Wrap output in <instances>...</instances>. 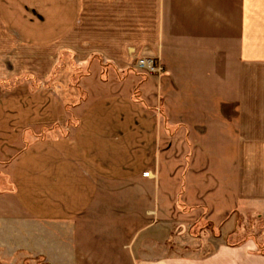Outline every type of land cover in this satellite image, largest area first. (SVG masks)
Returning <instances> with one entry per match:
<instances>
[{
  "label": "crops",
  "instance_id": "obj_1",
  "mask_svg": "<svg viewBox=\"0 0 264 264\" xmlns=\"http://www.w3.org/2000/svg\"><path fill=\"white\" fill-rule=\"evenodd\" d=\"M163 188L219 233L264 217V0H0V260L110 264L98 217L150 228ZM162 237L120 264H162ZM251 249L222 240L202 263L264 264Z\"/></svg>",
  "mask_w": 264,
  "mask_h": 264
},
{
  "label": "rangeland",
  "instance_id": "obj_2",
  "mask_svg": "<svg viewBox=\"0 0 264 264\" xmlns=\"http://www.w3.org/2000/svg\"><path fill=\"white\" fill-rule=\"evenodd\" d=\"M137 60L138 59H136L134 63V68ZM85 69L82 71L75 69L71 79L72 86L77 85V78L79 75L85 74ZM135 70L142 75H146L136 68ZM25 80V78H22L11 82H2V86L3 88L9 89L12 88L13 85L19 84ZM33 85L35 86H32V88L37 89L40 84L36 82V84L33 83ZM114 165L116 166V162ZM128 170L130 172L133 170L134 174H138L141 167ZM118 175L126 178V175H128L127 169L124 171L120 169L118 174H113V178H116ZM131 187L133 186L131 185ZM163 187H165L164 184ZM150 190H153V186L148 184L147 194ZM132 202L131 208L133 206ZM134 202L136 204V201ZM146 210L147 213L152 211L153 214L147 215L146 213L147 225L152 226L145 230H140L144 221L141 217H137V213H129L128 220L125 216L122 218L123 215L121 216V214L112 217L113 219L111 221H109L111 216H108V221L102 219V217H98V223L104 226L99 225L96 237L93 241L89 240L91 247L95 249L94 255L98 260L100 259L101 261L103 259L106 249L110 251L108 255H106L108 259H111L110 264H120L123 259L131 258L134 256L133 252H135L138 245L141 244L145 235L157 226L162 228L163 234L161 238L162 264H185L184 261L188 260V257L200 259L199 261L201 262H199V264H201L202 258L216 251L217 245H221L222 240L227 246L231 247L249 243L252 246V252H256L260 255L264 253V217L253 216L245 210L232 215L226 224L225 230L220 231V233L206 220H201L193 224L190 223V219L184 216L185 206L181 202L175 205V201L169 199V195L165 193L164 188L160 199L153 200L147 197ZM177 210L181 211L182 214L177 212ZM87 214H90V212L87 211ZM86 221L87 219L83 216L81 222L85 223ZM106 225H108V229L105 228ZM125 243H128L127 247H124ZM0 264L45 263L40 258H32L25 254H17L12 259L0 260Z\"/></svg>",
  "mask_w": 264,
  "mask_h": 264
},
{
  "label": "built area",
  "instance_id": "obj_3",
  "mask_svg": "<svg viewBox=\"0 0 264 264\" xmlns=\"http://www.w3.org/2000/svg\"><path fill=\"white\" fill-rule=\"evenodd\" d=\"M135 68L146 75H159L163 72L161 65L151 58L138 59Z\"/></svg>",
  "mask_w": 264,
  "mask_h": 264
},
{
  "label": "trees",
  "instance_id": "obj_4",
  "mask_svg": "<svg viewBox=\"0 0 264 264\" xmlns=\"http://www.w3.org/2000/svg\"><path fill=\"white\" fill-rule=\"evenodd\" d=\"M264 255V253H262Z\"/></svg>",
  "mask_w": 264,
  "mask_h": 264
}]
</instances>
